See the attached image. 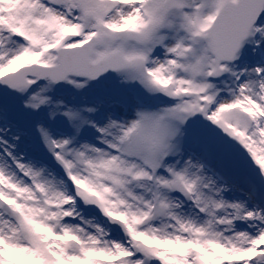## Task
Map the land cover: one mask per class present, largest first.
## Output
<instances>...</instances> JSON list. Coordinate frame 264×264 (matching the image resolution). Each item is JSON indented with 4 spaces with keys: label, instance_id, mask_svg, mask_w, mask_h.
<instances>
[{
    "label": "snow or ice",
    "instance_id": "1",
    "mask_svg": "<svg viewBox=\"0 0 264 264\" xmlns=\"http://www.w3.org/2000/svg\"><path fill=\"white\" fill-rule=\"evenodd\" d=\"M0 264H264V0H0Z\"/></svg>",
    "mask_w": 264,
    "mask_h": 264
}]
</instances>
